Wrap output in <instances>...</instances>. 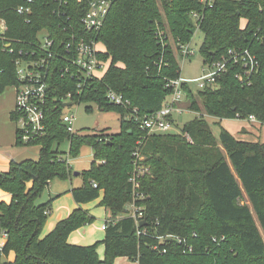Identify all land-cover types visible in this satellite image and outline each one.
I'll return each instance as SVG.
<instances>
[{"label": "trees", "instance_id": "1", "mask_svg": "<svg viewBox=\"0 0 264 264\" xmlns=\"http://www.w3.org/2000/svg\"><path fill=\"white\" fill-rule=\"evenodd\" d=\"M111 1L98 36L105 48L101 53L107 63L105 74L78 94L76 81L62 76V63H55L47 135L33 145L41 147L39 159L11 162L7 172L0 171V189L12 196L10 203L0 202V232L6 234L0 253L14 252V264H115L120 257L138 264H264V143L239 141L224 128L217 139L205 119L255 117L264 125V0ZM20 3L0 2V17L8 25L7 40H33L47 30L61 47L73 35L86 36L81 23L86 3L68 0L65 16H60L54 13L53 0H41L30 24L13 10ZM243 19L247 21L244 28ZM197 30L204 34L200 55L205 65L230 50L249 49L259 69L249 86L241 85L236 78L240 69L234 67L212 87L196 92L186 87L189 109L197 116L180 133L148 136L131 115L132 109L109 104L106 93L113 90L123 95L140 117L163 109L172 95L168 80L181 76L182 56L175 47L191 43ZM4 46L0 41V96L18 82L17 57L4 51ZM68 93L73 94V105L95 103L101 111L119 113L120 131L70 134L62 123L64 104L54 101ZM16 141L20 146L17 132ZM65 141L70 142L71 158L78 157L83 147L94 152L89 170L81 174L85 185L71 190L77 204L93 202L103 192L101 205L108 212V226L105 239L93 246L68 243L74 231L95 221L82 208L41 238L52 200L38 201L53 180L70 179L74 173L58 149ZM138 148L150 171L136 178L138 192L145 196L136 202L144 210L143 228L126 212L134 198L132 155ZM140 229L155 236L196 233L197 238L188 240L194 251L184 254L175 240L159 244L151 236H139ZM99 245L105 246L103 260L97 252Z\"/></svg>", "mask_w": 264, "mask_h": 264}, {"label": "built area", "instance_id": "2", "mask_svg": "<svg viewBox=\"0 0 264 264\" xmlns=\"http://www.w3.org/2000/svg\"><path fill=\"white\" fill-rule=\"evenodd\" d=\"M40 1L21 0V3L14 6L13 10L24 18L25 23L30 24L36 12L35 7ZM77 1L80 4L86 3L88 5V10L81 21L86 36L77 37L73 35L71 40L65 44L62 43L61 47L58 46L47 30L40 31L33 40H7L5 37L8 31L7 21L0 17V41L5 45L4 51L6 50L9 54L17 57L14 64L18 82L14 85L16 97L12 120L16 125L20 146H33L47 135L50 78L55 63L59 61L62 63V66L59 67L62 76L71 77L76 81L78 94H82L90 83L100 80L106 72L107 63L101 59V53L103 52L99 50V46L103 47V45L99 42L98 36L110 13L112 1ZM53 3L55 4L54 13L65 16L63 8L67 6L68 0H53ZM193 17L195 20L199 18L197 14H194ZM175 48L183 59H191L196 55V49L191 46V43L178 44ZM205 66L207 67V73L198 79L190 80L180 76L177 79L168 80L167 88L172 91L169 102L163 109L151 116L140 117L138 109L132 107L130 100L125 99L123 95L113 90L107 91L106 100L109 104L115 106L131 108V115L136 116V119L140 122V128L148 136L170 134L175 128L176 116L185 112V109L180 108V103L183 102L186 96V87H190L191 83H197L199 90L212 87L222 74L227 73L234 67L240 69L236 78L241 85L249 86L253 75L259 69V61L249 49H240L230 50L228 55ZM2 72L3 70L0 69V74ZM54 101L73 105V94L68 93L60 99H54ZM249 120L258 122L255 117H251ZM74 122V117L65 114L62 116V123L70 134L76 133ZM132 157L135 175L130 182L134 185V198L127 205L126 212L128 216L136 220L138 228H143L145 226L142 227L141 223L146 221L144 210L136 202L142 200L145 196L138 192L139 185L136 183V178L145 176L150 171L143 163L144 157L139 148L133 153ZM92 185L94 188H98L97 183L92 182ZM107 226L108 223L106 222L102 229L106 230ZM0 235L6 238L5 232L1 231ZM138 235L151 236L159 244H163L165 240H175L183 248L184 254L194 251L188 240L197 238L196 233L185 237L175 235L155 236L148 229L138 230ZM154 248L159 249L158 246ZM161 251L163 253L167 252L166 249Z\"/></svg>", "mask_w": 264, "mask_h": 264}, {"label": "rangeland", "instance_id": "3", "mask_svg": "<svg viewBox=\"0 0 264 264\" xmlns=\"http://www.w3.org/2000/svg\"><path fill=\"white\" fill-rule=\"evenodd\" d=\"M244 25V24H243ZM204 41V34L200 30H197L194 34V37L191 41V46L196 49V55L191 59H179L181 66V77L184 79H198L207 73V67L203 63V59L200 55V48ZM99 50L104 52L105 48L99 46ZM190 89L193 91H198V84L191 83ZM16 97L15 87L7 88L4 93L0 96V104L3 110L12 109L14 111ZM90 108V111H88ZM180 108L185 109V112L182 115L176 116V124L172 133H180L183 125L191 120H193L197 114L190 111V102L186 99V96L183 99V102L180 103ZM2 111V110H1ZM64 114L72 116L75 119L74 128L77 134L80 135H100V134H115L120 131V114L117 112H104L101 111L95 103H82L79 105H72L70 107L64 108ZM206 121L211 125L212 132L214 136L218 139L220 136L221 129L224 128L231 134H233L236 139H240L242 136L237 135V131L240 130L242 126H245L250 132L253 133V136L248 138H242L241 141H252V142H264V125L258 123H250L247 120H217L216 118L205 116ZM4 131L0 132V145L5 141ZM21 155L19 161H24L27 158L31 160H38L40 156V147L37 146H24L19 148ZM59 152L64 156L70 166L72 167L73 172L83 173L84 171L89 170L91 163L94 161V152L90 147H83L79 156L76 158H71L69 156L70 142L65 141L58 146ZM26 157V158H22ZM7 161V158L0 153V167H3L4 162ZM85 185L84 176H73L70 179H55L51 183L50 187L45 190L41 199L38 201V204L46 203L52 200V203H56L58 200L63 199L60 203L61 206H67L68 199L72 196L69 191L73 188H80ZM8 193L0 189V199H5ZM98 200V199H97ZM3 202V200H0ZM73 202V198H72ZM102 201H93L90 204L93 206V209H98ZM243 202H247L246 199ZM101 210V209H99ZM95 217L93 224L98 222V217ZM50 218V217H49ZM91 224V225H93ZM44 230V229H43ZM261 230V229H260ZM262 237L264 239V232L261 230ZM6 242L4 238L0 235V250L3 248ZM101 245L98 246V248ZM100 258L104 256L103 249H99ZM9 258L0 253V264H11L9 263ZM115 264H136L133 263L130 259L127 258H117Z\"/></svg>", "mask_w": 264, "mask_h": 264}, {"label": "crops", "instance_id": "4", "mask_svg": "<svg viewBox=\"0 0 264 264\" xmlns=\"http://www.w3.org/2000/svg\"><path fill=\"white\" fill-rule=\"evenodd\" d=\"M246 24H247V21L243 19L241 21V27L244 28L246 26ZM14 102H15V99H14ZM11 110L10 109L3 110V108H1V104H0V132L4 131L5 137H6L5 141H3V143L0 145V153L3 154L7 158V161L4 162L3 167H0L1 172H7L10 168L11 162H17V163L22 162V161H19V160H22V159H19V158H21L20 157L21 152L19 151L20 150L19 148H23L24 146L17 145L16 125H15L14 121L12 120V115H11L12 111ZM235 120H237V119H235ZM247 121H249L250 123L260 124L259 122H253L251 120H247ZM236 134L239 136H242L239 139V141L243 140L242 138H248L250 136H253V133L250 132L245 126H242L240 128V130L237 131ZM244 142H252V141H244ZM22 158H26V157H22ZM81 174L82 173H80L79 176H81ZM73 176H74V173H73ZM75 177H77V176H75ZM51 183H50V185H51ZM50 185H49V187H50ZM71 190L69 191L70 194H71ZM71 196H72V194H71ZM72 198H73V196H72ZM72 198L70 197L68 199V201H67L68 205L64 206V207L61 206V204H60L63 199L58 200L54 204L52 203V213L50 215V218H48V220L46 222L44 230L42 231L41 238L43 239L46 236H48L56 228V226L59 222L68 218L76 209L82 208L84 210H87L93 216H97L98 222L96 224L87 225V226H84V227L74 231L69 236L68 243L70 245L88 247V246H93L98 242H102L106 236V230H103L102 227L109 219L108 218L109 217L108 212L106 211V208L103 206H99L98 209L97 208L93 209V206L91 205L92 203L91 204L90 203L77 204L75 202L74 198H73V202H72ZM0 200H3V202H6V203H10L12 200V196L8 193V195L5 199H0ZM102 200H103V192L101 193V196L96 201L100 202ZM99 209H101V210H99ZM4 242H6L5 238H4ZM100 248H102L103 252H104V256L102 258H100L101 260H103L105 257V246L101 245L97 249L98 255H99V249ZM6 257L9 258V261H10L9 263L14 264V261H15L14 252H10ZM99 257H100V255H99ZM123 258H127V257H123ZM133 263L138 264L137 262H133Z\"/></svg>", "mask_w": 264, "mask_h": 264}, {"label": "water", "instance_id": "5", "mask_svg": "<svg viewBox=\"0 0 264 264\" xmlns=\"http://www.w3.org/2000/svg\"><path fill=\"white\" fill-rule=\"evenodd\" d=\"M72 104H64V107H70ZM80 175V173L79 172H74V176H79ZM146 224V221H143L142 223H141V226H144Z\"/></svg>", "mask_w": 264, "mask_h": 264}]
</instances>
